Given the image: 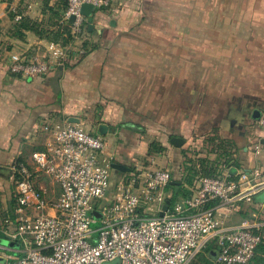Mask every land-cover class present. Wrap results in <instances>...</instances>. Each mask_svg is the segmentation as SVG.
<instances>
[{
    "label": "crops",
    "instance_id": "1",
    "mask_svg": "<svg viewBox=\"0 0 264 264\" xmlns=\"http://www.w3.org/2000/svg\"><path fill=\"white\" fill-rule=\"evenodd\" d=\"M149 1L115 0L110 8H95L94 28L90 29L86 16L84 37L77 45L83 48L87 42L88 51L84 47L81 56L72 52L63 65L46 75L25 76L10 64L23 52L46 57L47 32L39 35L27 30L24 38L7 34L0 38L11 45L10 50L0 52L1 166L12 169L15 161L26 162L46 196L53 198L51 190L59 196V184L41 171L32 154L45 150L51 139L42 128L44 121L76 118L77 123L105 136V153L112 163L127 164L132 170L136 166L167 168L171 182L178 183L184 163L192 159L199 176L192 186L182 180L192 195L200 177L216 172L237 179L245 171L264 181V150H256L263 140L259 119L264 113V23L244 25L250 39L226 47L224 41L194 39V29H200L188 23L184 29L178 23H141ZM67 4L68 0H0L3 31L13 24L11 9L36 19L46 30L59 29L66 24ZM253 11L264 17V8ZM54 12L61 18L55 25L48 24ZM103 124L105 133L100 132ZM174 136H182L184 144L175 146ZM153 139L165 149L148 156L147 142ZM222 152L229 155L221 156ZM201 162L208 166L200 167ZM128 173L117 171L111 180L117 183ZM10 190L16 194V186ZM165 190L167 201L172 192ZM114 191L110 186L109 193ZM183 199L170 202L168 209ZM210 203L219 207L228 226L248 225L264 232V184L251 200L224 204L214 199ZM216 238L207 236L196 253L211 249L214 264H219Z\"/></svg>",
    "mask_w": 264,
    "mask_h": 264
},
{
    "label": "built area",
    "instance_id": "2",
    "mask_svg": "<svg viewBox=\"0 0 264 264\" xmlns=\"http://www.w3.org/2000/svg\"><path fill=\"white\" fill-rule=\"evenodd\" d=\"M87 2L105 9L115 0H68L63 19L72 41H48L46 57L23 52L10 68L25 76L46 75L72 52L83 55L85 50L77 45L84 37L82 5ZM259 125L263 140L257 151L264 150V113ZM42 128L51 139L32 157L59 184L60 194L47 197L36 185V172L24 161L13 163L18 220L9 231L0 226V240L10 241L7 246L0 242V264H187L210 235L217 236L219 264L252 263L262 235L248 225L228 226L218 206L206 205L214 199L224 204L251 200L263 180L245 171L237 179L228 173L202 176L194 194L162 216L158 212L172 180L169 169L136 166L110 197L112 162L105 153V136L70 120H46ZM95 211L102 214L98 227L93 226L98 221Z\"/></svg>",
    "mask_w": 264,
    "mask_h": 264
},
{
    "label": "rangeland",
    "instance_id": "3",
    "mask_svg": "<svg viewBox=\"0 0 264 264\" xmlns=\"http://www.w3.org/2000/svg\"><path fill=\"white\" fill-rule=\"evenodd\" d=\"M261 8H264V0H150L147 8L148 13L145 14V19L140 22L182 24L179 25V29H184L183 25L188 23L200 29L199 31L194 29V39L205 38L212 42L224 41L227 42L226 47H228L234 41L250 39L251 33L245 30V26L252 22L264 23L262 19L264 17L253 15V9ZM238 25L243 30H241L242 28L238 29ZM191 29L189 28V34H191ZM116 172L112 169L111 179ZM12 179L11 175L0 176V226L8 231L13 228V216L18 219L16 210L10 204V198L13 195L10 187L16 185L15 178ZM116 184L115 181L112 182L111 190H115ZM56 193V191L51 190V197L56 198L58 196ZM111 195L109 196L111 197ZM94 215L98 221L93 223V226L98 227L102 214L97 211ZM0 242L6 246L10 243L7 237L1 239Z\"/></svg>",
    "mask_w": 264,
    "mask_h": 264
},
{
    "label": "trees",
    "instance_id": "4",
    "mask_svg": "<svg viewBox=\"0 0 264 264\" xmlns=\"http://www.w3.org/2000/svg\"><path fill=\"white\" fill-rule=\"evenodd\" d=\"M17 15H21V17L17 19L16 18ZM10 18L13 24L7 29L6 33L3 31V26L1 25V20H0V38L5 36L6 34L9 36L15 37V38H24L26 35V31L31 30V31L38 33L39 35H44L45 34L44 32H47L45 35L47 39H49L50 41L53 40L56 42H61L62 44H68L73 39L72 34H71V28L69 27L68 23L62 26L60 25L59 29H55V30L47 29L46 30L44 29V27L41 25L39 21H37L36 19H33L32 17L28 15H24L18 9H11ZM52 18L53 19H50L48 24L55 25L57 21L61 18V14L58 12H54V15L52 16ZM83 46L86 47V50L88 51V48H87L88 43L83 42ZM10 49H11V45L6 44L2 39H0V52L4 50H10ZM164 149L165 147L162 143H160L156 139H153L152 141L149 142L148 156L157 155L160 152H162ZM220 155L227 156L229 155V153L222 152ZM205 166H208V164H206L205 162H201L200 167H205ZM113 170H116V169H113ZM183 170L184 171H183L182 180H185V182H187L189 186H192L196 177L199 176L198 171L200 169L198 170L197 163L193 161L192 159L186 160V162L183 165ZM116 171H120V170H116ZM128 174H126L125 176H127ZM218 174L216 172L213 174H209L207 176H219ZM182 180L177 181L178 183L170 182L166 186L167 191L172 192L171 196L168 198L172 205L179 199L180 196H182L183 198H188L192 195V192L183 185L184 183L182 182ZM10 204L14 207V209L16 208V195H13V197L10 199ZM210 205L211 203L206 205V207ZM17 220H18L17 217L13 216L12 221L16 223ZM261 231H258V233L262 234V242L258 245L256 249V254L251 264H264V232L263 231L261 232ZM189 264H214L211 249H206V250L204 249L200 252H197L194 255V257H192Z\"/></svg>",
    "mask_w": 264,
    "mask_h": 264
},
{
    "label": "water",
    "instance_id": "5",
    "mask_svg": "<svg viewBox=\"0 0 264 264\" xmlns=\"http://www.w3.org/2000/svg\"><path fill=\"white\" fill-rule=\"evenodd\" d=\"M94 10H95V5L92 4V3H84L82 5V12L85 16H87L88 18V22H89V27L90 29L92 30L94 28V17H93V13H94ZM71 20H75V15H72L71 16ZM261 114V113H259ZM258 116L260 117V115H257L256 117L258 118ZM70 121L72 122H80L79 119H76V118H71ZM106 128L107 126L105 124L101 125L100 126V132L101 133H105L106 131ZM185 142V139L182 137V136H174L172 138V143L175 145V146H182ZM112 168L116 169V170H121V171H124V172H128V171H131L132 168L130 166H128L127 164H124V163H120V162H113L112 163ZM12 174V169L11 168H8L6 166H1L0 165V175L1 176H10ZM172 183H176L175 181H172ZM170 206V200H167L165 205L163 206V210L161 211L160 215H164L166 210L169 208ZM97 212V211H95ZM99 212V211H98ZM15 245V242H12L11 243V246H14Z\"/></svg>",
    "mask_w": 264,
    "mask_h": 264
}]
</instances>
